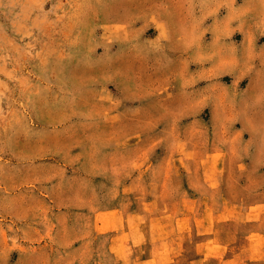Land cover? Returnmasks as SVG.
<instances>
[{"label":"rangeland","instance_id":"obj_1","mask_svg":"<svg viewBox=\"0 0 264 264\" xmlns=\"http://www.w3.org/2000/svg\"><path fill=\"white\" fill-rule=\"evenodd\" d=\"M0 264H264V0H0Z\"/></svg>","mask_w":264,"mask_h":264}]
</instances>
